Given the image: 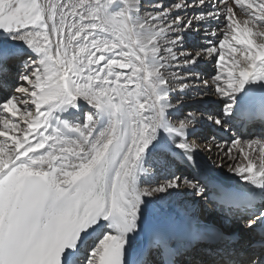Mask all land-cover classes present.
I'll list each match as a JSON object with an SVG mask.
<instances>
[{
  "label": "snow or ice",
  "instance_id": "obj_1",
  "mask_svg": "<svg viewBox=\"0 0 264 264\" xmlns=\"http://www.w3.org/2000/svg\"><path fill=\"white\" fill-rule=\"evenodd\" d=\"M201 87L215 111L173 104ZM200 124L243 162L170 170ZM0 264H264V0H0Z\"/></svg>",
  "mask_w": 264,
  "mask_h": 264
},
{
  "label": "bare ground",
  "instance_id": "obj_2",
  "mask_svg": "<svg viewBox=\"0 0 264 264\" xmlns=\"http://www.w3.org/2000/svg\"><path fill=\"white\" fill-rule=\"evenodd\" d=\"M157 2H164V3L167 4L169 2V0H157ZM177 2H178V0H177ZM144 7L145 8H148L149 7V4L147 2H145ZM237 12H238L239 18L242 17L243 19H245V17L242 14L239 13V8L238 7H237ZM181 15H185V13H181ZM186 15L191 16V13H187ZM196 27H197V25L194 23L193 24V30L192 31H194ZM200 27H201V29H203L204 25H200ZM202 35H203V32L202 31H201V33L199 35H197L198 38H199V40H200L199 41V45L203 43V41L201 40V36ZM189 36H191L190 35V32L186 34V37H185V43L186 44H185L183 50H191V51H193V54H194V50H193L194 48H192V47L190 48L188 46V43L194 42L193 40L192 41H188L187 40V37H189ZM226 55H227L226 56L227 59L230 60L229 52H227ZM205 60H207V59H202L196 65L195 72L199 74L201 80H209V82H211L208 74H206V73L203 74L204 73V70L206 69V67L208 65V63ZM227 70L228 69L225 68L224 72L226 73ZM208 91H209V89H205V88L201 87V90L199 92H201L203 94L199 95L198 94L199 92L195 91V89H190L188 91L187 95L177 96L175 99H173L172 102H173V104H175L177 99H182L184 101V106L179 111H181V112H183L185 114L188 111V110L187 111H183L185 106H189V108L190 107L191 108L192 107L194 108L193 110H189V111L202 112V111L209 110L210 112H213V111L216 110L215 107H217L215 104H209L208 105V104H205V102H204V103H202V106L203 107L197 104V103L205 100V98H208ZM81 103L83 104V102H81ZM198 106L202 107L203 109H199L198 110L197 109V108H199ZM195 109H197V110H195ZM169 118L173 122H177V117L176 116H171ZM203 125L205 126L204 129L203 130H200V129H202V127L201 128L198 127V129H196V135L195 136L190 135L189 141L191 142V141L195 140L197 146L201 149V151L206 155L207 158L204 155H202L199 151L197 153H200L208 161H210V159L213 160L216 157H223L222 160H220V161H218L216 163H213V165L216 168H218L222 164L223 167L221 169H219V170H221V171L224 170L226 172L228 171V168H229L230 165L235 166V164H238V163L243 162V158L239 154L238 149H236L235 147H232L229 144V147H232V152L229 153L228 148H226V147L223 146L222 140L221 139H218V137H219L218 134H216V137H217L216 143L217 144H220L221 146L220 147L213 146L212 147V150L210 152L207 151V148H208V138L211 135L212 130H210L211 131V133H210L209 128H208V125H206V124H203ZM245 151H249V150L247 148H245ZM251 154L253 155V157H255V155H258V153H251ZM231 156H235V160L234 161L232 159H230ZM177 165H178V163L175 164V165H172L171 167H174V166H177ZM173 170L174 171H177L175 169H173ZM149 171H150V173H153V172L155 173V175L150 176V182L152 180H156V181L161 180V177L163 175V172H165V170H162V169H152V168H149ZM161 171H163V172H161ZM141 186L143 187V186H146V185L142 183ZM171 203H172V207L174 209H176V208L183 209L184 206H185V204H187L200 217L204 216L203 214H205V213H207L209 216L211 214H214L215 213L214 212L215 210L213 209L214 207H213V205L211 203H209L206 200L197 199L189 191L183 190V189L181 190L180 194L175 195L172 198ZM207 218H203V219H207Z\"/></svg>",
  "mask_w": 264,
  "mask_h": 264
},
{
  "label": "rangeland",
  "instance_id": "obj_3",
  "mask_svg": "<svg viewBox=\"0 0 264 264\" xmlns=\"http://www.w3.org/2000/svg\"><path fill=\"white\" fill-rule=\"evenodd\" d=\"M242 17H240V19H241ZM243 19V18H242ZM241 19V20H242ZM213 26H215V25H213ZM192 33V34H191ZM190 35L191 36H189V37H187V40L188 41H192V39H193V37H195L196 39L198 38V37H196L195 35H196V33H195V31H191L190 32ZM198 40H199V38H198ZM198 44H199V42L198 43H194V42H191V43H188V46L191 48H194L193 50L195 51V48L198 46ZM199 47V46H198ZM227 52H229L227 49L225 50V61H224V67L221 69L223 72H224V70H225V68H229L231 65H230V60L229 59H227ZM207 63H208V65H207V67H206V69L204 70V73L203 74H208V76H209V78H210V81H211V78H212V76H214L215 74H216V69H217V62L215 61V60H205ZM199 95H201V94H203V93H201V92H199L198 93ZM210 94V95H209ZM205 102V104H215L216 106H217V103H216V98L215 97H213V95L211 94V91L209 90L208 91V98H205V100H203V101H201V102H199V103H197L198 105H200V106H202V103H204ZM200 106H198L199 108H197L198 110L199 109H203L202 107H200ZM194 108L192 107H190L189 108V106H185L184 107V110L183 111H189V110H193ZM197 109H195V110H197ZM187 111V112H188ZM171 117V116H170ZM178 118H180V117H177V120H178ZM175 123V122H174ZM198 127H202V129H200V130H203L204 129V125L203 124H200V125H198L197 126V128L196 129H198ZM208 128H209V126H208ZM189 139H190V136H189ZM202 155H204L205 157H206V155L200 150L199 151ZM207 158V157H206ZM223 159V157H216L215 159H210V162H212V164L213 163H216V162H218V161H220V160H222ZM158 179V178H157ZM153 182H155L156 180H152ZM151 181V182H152ZM204 215V218H207V217H210L207 213H205V214H203ZM203 218V217H202Z\"/></svg>",
  "mask_w": 264,
  "mask_h": 264
},
{
  "label": "water",
  "instance_id": "obj_4",
  "mask_svg": "<svg viewBox=\"0 0 264 264\" xmlns=\"http://www.w3.org/2000/svg\"><path fill=\"white\" fill-rule=\"evenodd\" d=\"M221 171V170H220ZM223 172H226V171H224V170H222ZM207 201V200H206Z\"/></svg>",
  "mask_w": 264,
  "mask_h": 264
}]
</instances>
